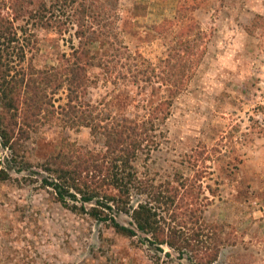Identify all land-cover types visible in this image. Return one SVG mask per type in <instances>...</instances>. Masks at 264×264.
<instances>
[{
  "label": "rangeland",
  "instance_id": "obj_1",
  "mask_svg": "<svg viewBox=\"0 0 264 264\" xmlns=\"http://www.w3.org/2000/svg\"><path fill=\"white\" fill-rule=\"evenodd\" d=\"M3 2L5 13L9 8ZM119 13L120 36L156 70L145 67L142 76L140 65L114 83L110 73L96 68L92 74L98 84L89 88L87 98L102 102L106 111L148 118L166 96L158 76L170 70L160 68V62L180 28L167 25L160 31L157 26L166 18L194 15L204 30L200 51L206 53L193 69L181 68L193 77L167 117L156 115L160 143L149 156L140 155L138 168L157 181L177 172L201 174L208 196L204 220L216 225L221 243L212 264H264V0H120ZM36 34L25 65H56L72 42L78 44L73 29L39 28ZM148 75L152 81L141 80ZM66 93L63 87L54 94L56 106L66 103ZM65 137L85 148H104L102 136L93 135L90 127L65 129L61 117L32 132L26 148L34 172L10 170L11 178L0 179V264H193L168 246L152 248L138 236L72 211L56 199L52 187L42 186L35 171L58 152ZM8 154L0 150L2 166ZM143 198L135 194L133 203ZM118 219L130 221L126 214Z\"/></svg>",
  "mask_w": 264,
  "mask_h": 264
},
{
  "label": "trees",
  "instance_id": "obj_2",
  "mask_svg": "<svg viewBox=\"0 0 264 264\" xmlns=\"http://www.w3.org/2000/svg\"><path fill=\"white\" fill-rule=\"evenodd\" d=\"M3 1L9 11H0V150L9 154L6 165L0 161V179L11 178L10 170H32L26 141L44 122L61 117L65 129L90 127L93 135L102 136L104 148H85L65 137L58 152L41 163V171H35L41 175L42 186L52 187L56 199L72 211L88 214L119 233L138 236L152 248L168 246L193 264L214 263L221 243L216 225L204 220L203 202L208 196L202 175L177 172L157 181L143 175L137 164L140 155L149 156L160 143L156 115L167 117L174 98L193 77L182 72L199 65L206 53L200 51L204 38L200 21L190 15L187 19L166 18L157 26L160 31L167 25L180 28L174 33L168 57L160 62V68L170 70L166 76H158V82L166 85V96L148 118L139 119L106 111L102 102L87 98L89 88L98 84L92 74L96 68L110 73L114 83L122 73L140 65L144 66L139 69L142 76L148 72L145 67L156 70L120 36V0ZM185 7L183 3L178 11ZM39 28L61 33L73 29L78 44L72 42L71 51L64 52L56 65H25ZM152 78L148 75L141 80ZM63 87L66 103L56 106L53 96ZM135 194L144 196L136 204ZM120 214L130 217L129 224L118 219Z\"/></svg>",
  "mask_w": 264,
  "mask_h": 264
}]
</instances>
